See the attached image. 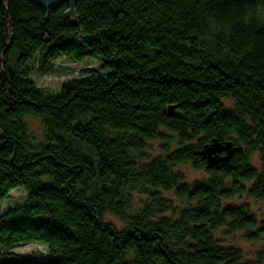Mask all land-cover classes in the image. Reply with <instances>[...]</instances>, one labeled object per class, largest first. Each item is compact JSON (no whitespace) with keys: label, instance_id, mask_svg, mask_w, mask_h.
<instances>
[{"label":"trees","instance_id":"1","mask_svg":"<svg viewBox=\"0 0 264 264\" xmlns=\"http://www.w3.org/2000/svg\"><path fill=\"white\" fill-rule=\"evenodd\" d=\"M68 9L0 0V202L26 194L0 264H264L230 238L264 242V0ZM58 56L109 72L45 96L30 76ZM32 242L47 254L11 250Z\"/></svg>","mask_w":264,"mask_h":264},{"label":"rangeland","instance_id":"2","mask_svg":"<svg viewBox=\"0 0 264 264\" xmlns=\"http://www.w3.org/2000/svg\"><path fill=\"white\" fill-rule=\"evenodd\" d=\"M109 70L102 67L100 63L93 58H84L81 60H69L63 56H58L48 65V69L45 72L33 73L30 79L34 82L37 89L42 92L45 96L54 97L61 92L62 85L72 79H82L90 73H96L104 75ZM30 130L36 137H41L42 128L39 122L35 120L29 121ZM209 156H212V161L216 160L219 156L216 153L211 152ZM185 171V169H184ZM186 174L189 180L197 178L200 174L194 173L191 170H187ZM26 200V194L23 188L18 187L12 190L9 195L0 202V211H5L9 208L22 205ZM249 204L252 211L256 214L258 220L264 221V200L255 201L250 200ZM241 234L236 233L233 235L237 245L242 249L243 253L248 257L254 251H257L264 247L263 241H246L241 239ZM264 239V237L262 238ZM3 248L0 247V251ZM13 252L22 255H32L34 253L47 254V249L44 245L32 242L16 245L11 249Z\"/></svg>","mask_w":264,"mask_h":264},{"label":"water","instance_id":"3","mask_svg":"<svg viewBox=\"0 0 264 264\" xmlns=\"http://www.w3.org/2000/svg\"><path fill=\"white\" fill-rule=\"evenodd\" d=\"M28 1H30L31 3H33L34 5H36L40 8L45 9L46 12H48L54 8H58L59 6H61L64 3H67L69 5V9L66 12H64V18H68L71 24L76 25V15L73 12V5H74L76 0H28ZM3 7L5 9L6 16H7V11H6L4 4H3ZM172 110H173V107L168 108V111L172 112ZM217 151H220V149L219 148L210 149L207 154L210 155L211 152L215 153Z\"/></svg>","mask_w":264,"mask_h":264}]
</instances>
